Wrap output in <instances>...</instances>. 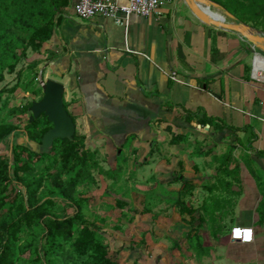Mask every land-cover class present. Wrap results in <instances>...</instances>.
I'll return each mask as SVG.
<instances>
[{
  "label": "crops",
  "instance_id": "crops-1",
  "mask_svg": "<svg viewBox=\"0 0 264 264\" xmlns=\"http://www.w3.org/2000/svg\"><path fill=\"white\" fill-rule=\"evenodd\" d=\"M209 1L226 21L243 23L224 8L226 0ZM49 42L47 78L63 86L64 108L91 151L105 142L114 146L117 159L122 151L144 148L136 170L151 167L154 150L165 141L161 161L169 164L166 152H176V167L189 168L185 125L210 119L203 128H208L212 142L219 138L234 146L227 154L230 171H221L219 178L220 183H231L227 206H215L211 219L221 212L233 215L235 203L228 209L227 200L240 196L234 215L250 217L243 226L253 228L254 242H232L229 230L242 226L234 224L235 218L220 231L229 234L226 250L242 251L231 255L237 264H264V81L253 71L259 54L253 46L237 33L201 22L185 0H167L159 14L131 16L126 25L103 17L81 20L71 0ZM172 73L177 80L170 78ZM169 136L177 138L168 144Z\"/></svg>",
  "mask_w": 264,
  "mask_h": 264
},
{
  "label": "rangeland",
  "instance_id": "rangeland-1",
  "mask_svg": "<svg viewBox=\"0 0 264 264\" xmlns=\"http://www.w3.org/2000/svg\"><path fill=\"white\" fill-rule=\"evenodd\" d=\"M69 8L70 4L63 7L62 11L67 12ZM211 9L217 12L214 8ZM250 27L264 36L263 20L259 21L256 27L251 25ZM54 30L56 31V26ZM15 32L25 37L20 30L16 29ZM51 47L52 44L48 41L39 51H33L28 47L24 55L20 52V48H17L19 61L16 63L15 72L9 74L5 71L3 80H0V91H3L0 105L5 100L8 102L7 109L0 116V125L9 114L6 120L13 122L20 130L15 131L14 139L10 143L22 141L21 130L33 118L34 113L32 108L25 114L14 109L28 103L38 104L44 95L43 85L51 80L47 78L50 77L48 59ZM37 59L41 63L36 69L34 71L28 69V65ZM19 71H22L20 78H18ZM15 85L16 88L10 91L9 89ZM38 87L42 89L40 96L33 94ZM198 125L199 120L198 122L194 120L184 128L188 131L184 135L190 144L189 150L184 149L189 152L191 161L189 168L176 167L174 161L176 152H166L169 156L166 162L169 164L161 161L163 153L161 154L160 151L165 150L163 149V145H167L165 141L160 142L161 147L158 151L154 150L153 153L152 150V153L156 154L152 155V160L149 162L151 167H139L136 170L133 168L138 162L137 159L145 154L144 148L136 152L122 151V156L119 155L115 159L117 153L114 146L109 148L106 147L109 144L101 142L100 147L92 151L93 155L89 161L90 178L78 183L70 195L71 200L66 198L61 189L73 178L76 170L66 171L60 187L47 181L40 190L39 197L42 201L49 198L47 208L51 212L61 216L73 215L81 225L98 227L101 244L108 248V256L119 264H237L231 260L237 261L235 256L241 250L228 253L226 246L230 243L229 234L219 233V239L216 240L212 233L214 230L218 232L225 224L231 226L235 218L234 224L242 226L250 218L234 215L240 196L230 197L227 200L228 209H232L231 205L235 203L233 215L224 216L221 212L214 215L215 221L210 215L214 212L215 206L225 205L224 208L227 206L225 194L230 190L228 191L226 182L220 183L223 177L221 166L224 157L231 153L230 150L234 146L224 139L219 141V138L214 140L217 144L212 142L209 134H206L208 128L199 129ZM224 126L226 127V124ZM191 131H195L197 135H192ZM176 138L169 136L166 141L170 144ZM240 142L245 146L244 141L240 139ZM34 145L36 143H33ZM10 147L0 145V153L3 157L12 159ZM40 149V146H34L33 151L39 152ZM22 158L28 160L29 156L23 153ZM12 162L13 160L11 164ZM172 162L173 166L170 164ZM29 163L37 172L43 165L41 161L34 159L29 160ZM57 166L59 165H55L51 173ZM118 169L121 171L120 178L115 179L112 175ZM180 176L185 177L183 182L177 181ZM236 188L241 187L236 184ZM6 194L13 197L10 189ZM262 195L261 213L264 212L263 189ZM19 236L18 245L25 248V251L20 254L17 264H28L37 255L38 234L37 231H29L26 234L21 232ZM244 264H255V262Z\"/></svg>",
  "mask_w": 264,
  "mask_h": 264
},
{
  "label": "trees",
  "instance_id": "trees-1",
  "mask_svg": "<svg viewBox=\"0 0 264 264\" xmlns=\"http://www.w3.org/2000/svg\"><path fill=\"white\" fill-rule=\"evenodd\" d=\"M70 1L0 0V80H3L5 71L9 74L15 72L19 61L17 48H20L22 55L28 47L39 51L44 43L53 38L55 26L57 28L64 15L62 8L69 5ZM223 6L239 21L253 27L259 21H264V0H226ZM16 29L24 33L25 37L17 35ZM39 63L41 61L38 59L34 60L28 69L34 71ZM21 75L22 71H19L18 78ZM33 78L35 80L36 73ZM17 85L9 90L13 91ZM2 94L3 91H0V101ZM33 94L42 95L41 87L35 89ZM32 105L28 103L14 111L25 114ZM7 107L8 102L5 100L0 105V116ZM8 116L5 118L8 119ZM6 119L0 125V145L11 146L12 159L0 153V264L18 263L20 254L25 251L18 245L19 234L29 231H37L38 240L37 255L28 264H119L108 256V248L101 244L98 227L81 225L73 215L61 216L51 212L47 208L49 198L42 201L39 197L47 181L60 187L67 170H76L73 178L61 189L68 200H71L70 195L78 183L90 178L89 161L93 152L85 147L83 138L76 133L72 139L55 138L48 153L41 152V149L36 152L31 143L40 145L44 135L53 127L48 117L41 114L29 120L21 130L22 141L14 144L10 142L19 129ZM209 120H200L199 124L204 127L211 124L207 122ZM186 121L190 122L191 119ZM23 153L28 154V160L22 158ZM31 159L43 164L39 172L29 163ZM226 160L228 162L222 167L224 174L230 171V155ZM55 165L59 166L51 173ZM238 168V165L234 166L235 171ZM120 172L118 169L112 176L119 179ZM226 184L230 189L231 183ZM9 189L13 197L6 194ZM263 220L264 213L260 216V222ZM219 230L214 232L217 238L221 233Z\"/></svg>",
  "mask_w": 264,
  "mask_h": 264
},
{
  "label": "water",
  "instance_id": "water-1",
  "mask_svg": "<svg viewBox=\"0 0 264 264\" xmlns=\"http://www.w3.org/2000/svg\"><path fill=\"white\" fill-rule=\"evenodd\" d=\"M185 3L201 22L239 34L264 57V36L260 35L249 25L240 22L231 23L226 21L224 16L219 17L212 14L211 6L214 3L209 0H185ZM229 16L232 17L231 15ZM63 91L64 88L61 84L53 80H48L43 85V98L38 104H33L31 107L34 111L33 117L45 114L53 124L52 129L44 135L41 144L34 145L40 146L41 152L48 153L55 138L72 139L75 133L73 120L63 105ZM31 146L34 149L32 143Z\"/></svg>",
  "mask_w": 264,
  "mask_h": 264
},
{
  "label": "built area",
  "instance_id": "built-area-1",
  "mask_svg": "<svg viewBox=\"0 0 264 264\" xmlns=\"http://www.w3.org/2000/svg\"><path fill=\"white\" fill-rule=\"evenodd\" d=\"M75 15L81 20L95 17L111 18L118 24H127L131 16L148 17L159 14L167 0H72ZM253 71L262 74V68L256 65L255 57ZM177 80L176 73L170 75ZM255 234L252 227L234 226L230 232V239L241 244L254 242Z\"/></svg>",
  "mask_w": 264,
  "mask_h": 264
},
{
  "label": "bare ground",
  "instance_id": "bare-ground-1",
  "mask_svg": "<svg viewBox=\"0 0 264 264\" xmlns=\"http://www.w3.org/2000/svg\"><path fill=\"white\" fill-rule=\"evenodd\" d=\"M211 11H212V9H211ZM212 14H215V15H217L219 17H222V15L220 13H217V12H214V11H212ZM255 62H256V65L259 67V69L262 68V71H263L262 74L256 73L257 71L255 72V74H256V76L259 79L264 81V57L261 56L260 54H256Z\"/></svg>",
  "mask_w": 264,
  "mask_h": 264
}]
</instances>
